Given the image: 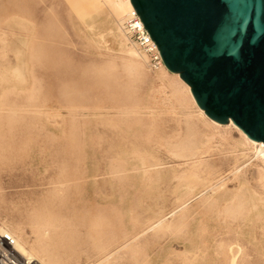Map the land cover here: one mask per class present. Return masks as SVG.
<instances>
[{"label": "rangeland", "instance_id": "1", "mask_svg": "<svg viewBox=\"0 0 264 264\" xmlns=\"http://www.w3.org/2000/svg\"><path fill=\"white\" fill-rule=\"evenodd\" d=\"M117 5L0 0V221L17 251L38 264H229L231 248L237 264H264L254 150L148 70Z\"/></svg>", "mask_w": 264, "mask_h": 264}, {"label": "water", "instance_id": "2", "mask_svg": "<svg viewBox=\"0 0 264 264\" xmlns=\"http://www.w3.org/2000/svg\"><path fill=\"white\" fill-rule=\"evenodd\" d=\"M211 120L264 143V0H130Z\"/></svg>", "mask_w": 264, "mask_h": 264}, {"label": "built area", "instance_id": "3", "mask_svg": "<svg viewBox=\"0 0 264 264\" xmlns=\"http://www.w3.org/2000/svg\"><path fill=\"white\" fill-rule=\"evenodd\" d=\"M122 30L129 44L146 58V65L150 72H159L165 67L157 46L154 45L136 11L127 15L122 24ZM16 245L15 237L0 221V264H38L21 255Z\"/></svg>", "mask_w": 264, "mask_h": 264}, {"label": "bare ground", "instance_id": "4", "mask_svg": "<svg viewBox=\"0 0 264 264\" xmlns=\"http://www.w3.org/2000/svg\"><path fill=\"white\" fill-rule=\"evenodd\" d=\"M117 3H119L120 5H124V9H122L120 6L116 7L117 9L115 10V19L122 25L125 18L127 17V15L130 13V12H135L130 0H116ZM109 15V14H108ZM110 17V16H109ZM108 17V18H109ZM112 22V21H111ZM118 26V25H117ZM119 27V30L121 29L120 28V25L118 26ZM122 27V26H121ZM89 30H90V27H89ZM122 30V29H121ZM120 30V31H121ZM123 31V30H122ZM124 34V32H122ZM125 35V34H124ZM122 36V35H121ZM125 37V36H124ZM128 40V39H127ZM115 43V42H114ZM123 45V44H122ZM124 47V46H123ZM133 48L135 49V47L133 46ZM127 49V48H126ZM124 50V49H123ZM128 54L130 55H133L134 54V51L132 49H129L128 51ZM139 52V51H138ZM137 52V53H138ZM136 53V54H137ZM140 54V52H139ZM142 57H144L142 54H140ZM145 58V57H144ZM146 60V58H145ZM159 72H164L166 74H170L177 82L180 86L184 87L186 89V93L188 94V96L191 98V101L194 103L197 111H198V115L199 117L203 120V122L205 123V125L207 127H209L210 129H212L214 132H217L219 134H221V130H235L238 132V134H240V139L241 141L245 142L246 144L250 145L251 146V150H254V153H255V159H256V162L254 164L255 168L257 169V172L258 174H260V176L262 175V173L264 172V143L263 142H255L251 139H249L246 134H244L237 126L234 125V123L232 121H230L228 123V125L226 126H221L219 123L211 120L210 118H208L206 116V114L197 106L191 92H190V88L189 86H187L185 83H183L179 77V75L175 74L173 75L172 73H170L166 67H164L162 70H160ZM134 74V73H133ZM203 123V124H204ZM253 165V164H252ZM262 166V167H261ZM214 188V187H213ZM261 194V193H260ZM201 196V195H200ZM188 204V203H187ZM240 204L237 205V207L235 206L236 209H241L240 208ZM248 209V208H247ZM251 209V208H250ZM244 216V215H243ZM245 217V216H244ZM247 217V216H246ZM253 217V216H252ZM243 221V220H242ZM237 224V223H236ZM148 231V230H147ZM10 232V231H9ZM15 234V233H14ZM13 234V235H14ZM18 238V237H17ZM16 238V239H17ZM20 241V239H19ZM21 242V241H20ZM20 244V243H19ZM42 246V244H41ZM126 247V246H125ZM41 248V247H40ZM43 248V247H42ZM122 249V248H121ZM41 250V249H40ZM37 251V250H36ZM229 251L231 253V256H229V259H228V263L229 264H237V261H236V255L234 253H232V249L229 248ZM30 252V251H29ZM27 253V252H26ZM32 253V252H31ZM40 253V252H39ZM38 254V253H37ZM239 254V252H238ZM42 255V254H41ZM40 256V255H39ZM29 257V255H28ZM36 258V257H35ZM104 261V260H103ZM43 262V261H42Z\"/></svg>", "mask_w": 264, "mask_h": 264}]
</instances>
